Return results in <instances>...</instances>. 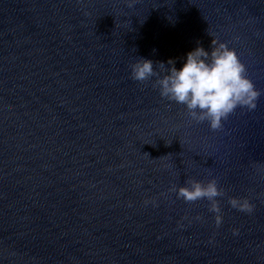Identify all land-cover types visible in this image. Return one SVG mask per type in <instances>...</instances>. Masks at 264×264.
<instances>
[{
	"label": "water",
	"instance_id": "1",
	"mask_svg": "<svg viewBox=\"0 0 264 264\" xmlns=\"http://www.w3.org/2000/svg\"><path fill=\"white\" fill-rule=\"evenodd\" d=\"M214 38L264 93V0H0V264H264V94L213 130L131 78Z\"/></svg>",
	"mask_w": 264,
	"mask_h": 264
},
{
	"label": "clouds",
	"instance_id": "2",
	"mask_svg": "<svg viewBox=\"0 0 264 264\" xmlns=\"http://www.w3.org/2000/svg\"><path fill=\"white\" fill-rule=\"evenodd\" d=\"M167 65H171L168 67ZM131 78L144 82L153 81L160 95L170 102L184 105L188 115L197 122L207 121L213 130L222 129L224 121L238 108L255 110L262 93L247 75V67L237 51L226 42L212 40L211 50L202 44L186 54L182 67L169 59L159 62L157 68L151 59H140L131 66ZM178 197L187 202L208 200L211 210L219 213L218 198L225 193L213 178L207 183L190 179L184 186L173 188ZM232 207L251 212L252 204L245 198L232 197ZM219 224L220 215L216 217Z\"/></svg>",
	"mask_w": 264,
	"mask_h": 264
}]
</instances>
